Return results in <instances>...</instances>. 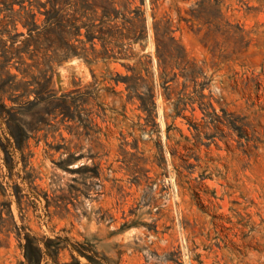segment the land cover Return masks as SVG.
Returning <instances> with one entry per match:
<instances>
[{
    "label": "rangeland",
    "instance_id": "rangeland-1",
    "mask_svg": "<svg viewBox=\"0 0 264 264\" xmlns=\"http://www.w3.org/2000/svg\"><path fill=\"white\" fill-rule=\"evenodd\" d=\"M109 1L116 18L98 0L62 10L23 65L28 30L1 34L0 10V64L24 33L0 79L50 78L52 94L0 84V264H28L27 234L40 264H264V0ZM64 42L89 59L49 70Z\"/></svg>",
    "mask_w": 264,
    "mask_h": 264
},
{
    "label": "trees",
    "instance_id": "trees-1",
    "mask_svg": "<svg viewBox=\"0 0 264 264\" xmlns=\"http://www.w3.org/2000/svg\"><path fill=\"white\" fill-rule=\"evenodd\" d=\"M95 1L97 0H4L3 9L5 8V10L9 12L8 16H10V20L5 25L4 29L1 31V34L9 33L10 31L9 29H7V26H9L10 24L14 25L17 23V21H20L23 24V26L27 28L30 39L26 40L25 46H23L22 48H15V51H16L15 53L19 57L20 64L23 65L25 64V60L20 54L28 50L30 41H35L39 36L43 34L56 33L57 30L59 29L62 30V25H61V20L63 16L61 12L62 10L73 7V6L77 7L78 5H80L82 8L89 9L95 5ZM98 1H100L103 7L104 17L110 18L112 14L115 16V18L118 17V15L120 14V11L117 10L112 5L113 4L112 1H109V0H98ZM26 2L28 3V5H26ZM14 4H18L20 6L19 11H14V8H13ZM48 5L50 6L49 9L47 8ZM33 6H35L39 10V13L46 15L45 21L42 25L37 23V13L33 10ZM41 8H45L46 10L41 11ZM3 9H0V10H3ZM128 21H130V19H128ZM131 30L134 32V34H136L135 26H132ZM158 32H159V29L156 26L155 34H156V39H157L158 54H159V57L165 61L164 50L168 47V44L166 43L165 39H163V36H159ZM58 34H59L60 39L63 40V36L61 35V33L58 32ZM23 35H24L23 32L19 34H15V35H10V38L13 41V44H11V50H8L7 48H4V47L1 49L2 50L1 56L4 57L3 63L0 64L1 72L5 71L6 65L10 61V56L8 55V52L14 49V44L17 43L18 37L23 36ZM87 37L89 41H93V37H91L90 35H88ZM169 40L171 43L173 44L175 43V40L173 37H171ZM64 44L70 48L69 52L61 53L63 52L61 48H57L56 50H54L53 55L44 57V63L49 70H52L50 62L53 60L54 55L56 56L58 55L61 57L59 61L63 60L65 57L69 55H76V56L83 55L87 60L89 59L88 57L89 52L87 50L78 52L76 49H71L72 46L68 45V43L64 42ZM91 49H92V52L95 53L93 42H92ZM104 54H107V53H104ZM22 73H27V69L26 68L23 69ZM40 73H42V75H44V77L46 78L47 70H41ZM6 74H7V78L5 79L1 78L0 84L2 86L7 85L10 91L12 92L16 90H20L21 88L23 91L21 94L17 96L18 98L26 97L30 93H35L36 98H40V96L43 95L44 93L46 94L50 92V90L48 89L50 78H46L47 79L46 82L42 84L35 76H33L32 81H22V80L16 81V77H17L16 75H12L9 71H6ZM139 79L140 77L138 78L135 76H124V77L119 76V79H117L116 82L117 83L124 82L127 85V89L130 90L131 93L136 95L138 98H140L143 104H145L144 103L146 100L145 97L139 93V88H140V85L138 83ZM32 85H34V89H30V86ZM51 96L52 94L49 93L46 97H43L40 99L45 100ZM143 108L144 110L148 111L149 115L153 114L152 110L149 109L147 105H144ZM17 143H19L18 140H17ZM3 150L6 155L5 157L6 163L8 164V167L11 168L9 166V160L11 158V154L5 147H3ZM35 244H36V241L29 234H27L25 249H26V258H27L28 264H40V259L43 255V251L41 247H36ZM87 258L88 260H91L90 257H87Z\"/></svg>",
    "mask_w": 264,
    "mask_h": 264
}]
</instances>
